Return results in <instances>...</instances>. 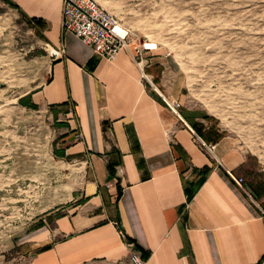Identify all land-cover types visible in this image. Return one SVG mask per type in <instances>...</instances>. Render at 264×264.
<instances>
[{"label":"crops","instance_id":"crops-1","mask_svg":"<svg viewBox=\"0 0 264 264\" xmlns=\"http://www.w3.org/2000/svg\"><path fill=\"white\" fill-rule=\"evenodd\" d=\"M7 1L37 28L50 57L42 81L20 98L63 122L57 152L83 172L61 214L43 213L14 238L16 264H131L132 249L145 264H264V208L244 177L246 156L229 137L198 131L202 115L184 106L182 75L165 53L144 51L138 63L131 35V52L110 62L63 31L61 0Z\"/></svg>","mask_w":264,"mask_h":264},{"label":"rangeland","instance_id":"rangeland-1","mask_svg":"<svg viewBox=\"0 0 264 264\" xmlns=\"http://www.w3.org/2000/svg\"><path fill=\"white\" fill-rule=\"evenodd\" d=\"M97 2L140 43L155 42L165 53L182 75L184 106L202 115L198 131L234 141L264 208V0ZM46 49L37 28L0 0V264H16L14 238L43 213L61 214L82 183L80 165L57 154L63 122L19 102L42 81Z\"/></svg>","mask_w":264,"mask_h":264},{"label":"built area","instance_id":"built-area-1","mask_svg":"<svg viewBox=\"0 0 264 264\" xmlns=\"http://www.w3.org/2000/svg\"><path fill=\"white\" fill-rule=\"evenodd\" d=\"M61 3V27L63 31L74 35L84 45L90 47L98 57L111 62L121 50L126 49L131 52L129 49L132 41L131 30L122 24L113 13L102 7L97 0H61ZM155 50H157L155 42L144 41L139 45L136 44L131 54L138 63H141L142 52ZM50 53L55 56L60 54L59 51H51ZM142 78L147 80V75L144 72ZM160 95L162 96V93ZM168 104L175 115L181 117L180 103L171 101ZM76 138L80 139L81 135L76 134ZM200 141L209 153H213L212 145L201 139ZM229 175L243 193L249 194L243 178ZM253 202L255 201L253 200ZM128 244L129 247H133L131 242ZM129 259L131 264H145L141 253L135 249L130 251Z\"/></svg>","mask_w":264,"mask_h":264},{"label":"trees","instance_id":"trees-1","mask_svg":"<svg viewBox=\"0 0 264 264\" xmlns=\"http://www.w3.org/2000/svg\"><path fill=\"white\" fill-rule=\"evenodd\" d=\"M7 1V0H6ZM11 6H13V7H15L14 6V4H12V3H10L9 1H7ZM19 102H20V104H22V105H26V106H28V107H30V108H37V106L35 105V104H32V103H27V102H25L23 99H19ZM59 156H61V154L60 153H57ZM143 255V258H144V254H142Z\"/></svg>","mask_w":264,"mask_h":264}]
</instances>
